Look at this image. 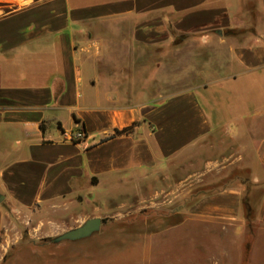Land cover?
Returning a JSON list of instances; mask_svg holds the SVG:
<instances>
[{
    "label": "crops",
    "instance_id": "1",
    "mask_svg": "<svg viewBox=\"0 0 264 264\" xmlns=\"http://www.w3.org/2000/svg\"><path fill=\"white\" fill-rule=\"evenodd\" d=\"M247 8L255 18L247 20ZM263 23L264 0H0V236L11 204L30 212L128 192L147 175L170 173L179 155L220 130L245 150L241 140L264 134L243 126L264 120ZM249 28L248 43L223 36ZM195 34L203 46L216 40L227 74L178 91L176 73L162 78V56L176 55V36ZM213 90L225 106L213 107ZM77 130L84 138L68 141ZM233 157L229 165L264 166V138L256 159ZM244 197L242 186H229L182 213L187 223L238 230ZM253 223L264 226V195Z\"/></svg>",
    "mask_w": 264,
    "mask_h": 264
},
{
    "label": "rangeland",
    "instance_id": "2",
    "mask_svg": "<svg viewBox=\"0 0 264 264\" xmlns=\"http://www.w3.org/2000/svg\"><path fill=\"white\" fill-rule=\"evenodd\" d=\"M245 14L247 20L255 18L253 8ZM252 31L225 30L223 36L230 43H248ZM173 40L170 48L177 53L162 56L166 69L161 73L167 80L176 73L178 91L227 74L218 69L219 63L227 62V55L216 40L213 46H203L198 34ZM213 92V107L228 103L218 90ZM202 93L197 91L200 103ZM243 126L247 132H264L263 119ZM261 138L264 134L254 136L252 142L241 140L245 150L237 151L220 130L179 155V166L171 167L170 173L147 175L145 182L128 192L38 204L30 212L11 204L7 210L12 215L0 236V264H264V226L253 223L254 205L264 195V166H233L228 161L237 152L256 159ZM236 185L245 190L241 229L186 222L184 207L197 196ZM90 218L101 219L98 232L83 240L53 243V238Z\"/></svg>",
    "mask_w": 264,
    "mask_h": 264
},
{
    "label": "water",
    "instance_id": "3",
    "mask_svg": "<svg viewBox=\"0 0 264 264\" xmlns=\"http://www.w3.org/2000/svg\"><path fill=\"white\" fill-rule=\"evenodd\" d=\"M101 226L100 218H90L83 222L81 226L70 229L59 236L52 239L53 243L63 241H78L89 238L94 233L98 232Z\"/></svg>",
    "mask_w": 264,
    "mask_h": 264
},
{
    "label": "built area",
    "instance_id": "4",
    "mask_svg": "<svg viewBox=\"0 0 264 264\" xmlns=\"http://www.w3.org/2000/svg\"><path fill=\"white\" fill-rule=\"evenodd\" d=\"M84 138V134L82 131H74L71 134H69L66 139L70 142H79Z\"/></svg>",
    "mask_w": 264,
    "mask_h": 264
},
{
    "label": "trees",
    "instance_id": "5",
    "mask_svg": "<svg viewBox=\"0 0 264 264\" xmlns=\"http://www.w3.org/2000/svg\"><path fill=\"white\" fill-rule=\"evenodd\" d=\"M75 121H78V120L75 119ZM132 128H133V126H129V127L123 128L121 130H114L108 138H112V137L119 136V135H127L132 131ZM246 212L248 214L249 211L246 210Z\"/></svg>",
    "mask_w": 264,
    "mask_h": 264
}]
</instances>
